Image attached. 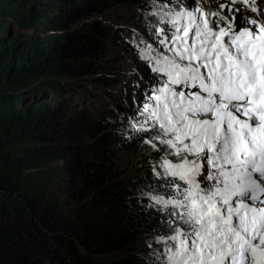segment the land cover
<instances>
[{"label": "trees", "instance_id": "trees-1", "mask_svg": "<svg viewBox=\"0 0 264 264\" xmlns=\"http://www.w3.org/2000/svg\"><path fill=\"white\" fill-rule=\"evenodd\" d=\"M124 7L139 9L146 30L155 20L144 0H0V264H152L148 244L161 247L149 193H165L156 186L167 181L143 142L156 133L132 129L144 91L124 99L145 75L140 43L100 20ZM6 17L32 33L14 41ZM111 49L129 54L134 71ZM131 150L147 172L123 180L119 156Z\"/></svg>", "mask_w": 264, "mask_h": 264}, {"label": "snow or ice", "instance_id": "snow-or-ice-1", "mask_svg": "<svg viewBox=\"0 0 264 264\" xmlns=\"http://www.w3.org/2000/svg\"><path fill=\"white\" fill-rule=\"evenodd\" d=\"M151 2L139 54L159 79L131 119L167 181L152 264H264V0Z\"/></svg>", "mask_w": 264, "mask_h": 264}, {"label": "rangeland", "instance_id": "rangeland-1", "mask_svg": "<svg viewBox=\"0 0 264 264\" xmlns=\"http://www.w3.org/2000/svg\"><path fill=\"white\" fill-rule=\"evenodd\" d=\"M147 3L148 10L152 9V2L151 0H144ZM173 2H177L178 4H187L189 0H172ZM191 3L193 6L196 4V0H191ZM199 3L206 9L208 10L209 8V2L208 0H199ZM18 8L19 11L22 10L23 4L22 3H17L15 8ZM147 9V8H146ZM135 13L130 12L129 7H124L123 9L120 10V14L114 13V10L112 11H106L105 14L100 18L102 22H105L106 24L112 25L113 27L117 28V30L124 29L126 32H131L133 33V36L138 39L139 43L141 39L144 40L145 43H152L154 47H156V38L153 35L154 28H152L151 25L146 26L144 23V19L141 17H137V13L139 12V9L135 8ZM142 13V12H140ZM133 15V16H132ZM130 16V17H129ZM133 17V18H131ZM3 23L2 25L5 27V31L7 32V35L11 37L14 41H18L17 39L20 38L19 35L21 34H30L32 31L28 30L23 26V24H14L13 21L10 20V17L1 18ZM13 23V24H12ZM151 28L152 31L150 32L148 29ZM130 42L132 43L131 39ZM135 48L139 52V48L144 46L141 43L140 44H135ZM162 50V49H161ZM111 60H113L114 63L121 68L124 67V64L127 63L128 61L131 60V57L129 54L120 52L118 49H111V51L107 54ZM141 61L143 64L142 66L144 67L143 69L138 68L137 71L140 72H145V75L141 73L139 76L138 80L135 81V89L134 93L130 95L131 97L128 98L126 95L124 96V99H130L136 102L137 94L136 90H142L146 89L147 87V82L159 79L156 74L151 73L149 69V66L147 62L141 58L138 59ZM124 71L127 73H131V71H134V68L132 67H124ZM136 71V70H135ZM151 73V75H150ZM139 86V87H138ZM144 96H146L144 92ZM134 97V98H133ZM132 98V99H131ZM172 159H175L174 157ZM158 162V161H157ZM60 162H51L49 166H47V169L55 168L57 165H59ZM118 170H121V179L126 180L128 177H132L133 175L136 174H146V170L142 169L143 165L137 162V158L135 156V151H126L125 153L121 154L119 156V161H118ZM38 180V179H37ZM48 185H49V190L47 191L48 196L50 197H55V185H56V179H49L48 180Z\"/></svg>", "mask_w": 264, "mask_h": 264}]
</instances>
